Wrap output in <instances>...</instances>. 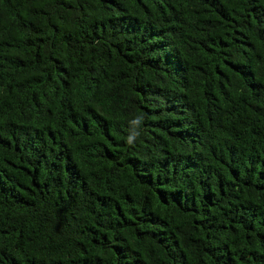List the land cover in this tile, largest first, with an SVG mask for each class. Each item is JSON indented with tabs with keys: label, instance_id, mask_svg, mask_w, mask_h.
Instances as JSON below:
<instances>
[{
	"label": "trees",
	"instance_id": "1",
	"mask_svg": "<svg viewBox=\"0 0 264 264\" xmlns=\"http://www.w3.org/2000/svg\"><path fill=\"white\" fill-rule=\"evenodd\" d=\"M0 264H264V0H0Z\"/></svg>",
	"mask_w": 264,
	"mask_h": 264
}]
</instances>
